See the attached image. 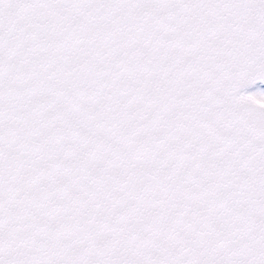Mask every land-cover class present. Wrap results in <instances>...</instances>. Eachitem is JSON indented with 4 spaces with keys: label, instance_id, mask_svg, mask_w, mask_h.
<instances>
[{
    "label": "snow or ice",
    "instance_id": "snow-or-ice-1",
    "mask_svg": "<svg viewBox=\"0 0 264 264\" xmlns=\"http://www.w3.org/2000/svg\"><path fill=\"white\" fill-rule=\"evenodd\" d=\"M0 264H264V0H0Z\"/></svg>",
    "mask_w": 264,
    "mask_h": 264
}]
</instances>
